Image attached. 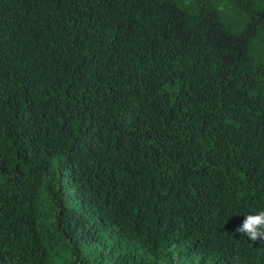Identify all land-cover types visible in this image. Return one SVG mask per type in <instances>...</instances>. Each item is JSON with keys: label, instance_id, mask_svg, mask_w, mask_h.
<instances>
[{"label": "trees", "instance_id": "16d2710c", "mask_svg": "<svg viewBox=\"0 0 264 264\" xmlns=\"http://www.w3.org/2000/svg\"><path fill=\"white\" fill-rule=\"evenodd\" d=\"M264 0H0V264H264Z\"/></svg>", "mask_w": 264, "mask_h": 264}, {"label": "clouds", "instance_id": "9594fccd", "mask_svg": "<svg viewBox=\"0 0 264 264\" xmlns=\"http://www.w3.org/2000/svg\"><path fill=\"white\" fill-rule=\"evenodd\" d=\"M236 233L246 236L251 242L264 241V210L244 215L241 224L235 229ZM179 257L170 253L163 264H178Z\"/></svg>", "mask_w": 264, "mask_h": 264}]
</instances>
